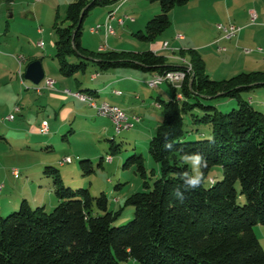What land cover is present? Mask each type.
Listing matches in <instances>:
<instances>
[{
  "label": "trees",
  "instance_id": "16d2710c",
  "mask_svg": "<svg viewBox=\"0 0 264 264\" xmlns=\"http://www.w3.org/2000/svg\"><path fill=\"white\" fill-rule=\"evenodd\" d=\"M149 1L158 3L161 11L148 20L145 30L136 32L147 41L162 35L171 24V10L188 0ZM117 2L69 3L66 17L54 25L55 57L60 71L68 77L85 72L89 63L96 72L117 68L187 72L180 87L169 84L174 94L160 102L164 117L149 143L160 175L153 183L144 181V190L126 198L124 206L134 207V217L116 225L124 206L111 208L104 191L93 195L89 188L67 186L57 167L46 166L44 173L53 178L59 203L48 211L45 205L32 206L24 198L18 209L6 216L0 205V264H123L130 258L141 264H264V248L254 229L264 225V111L243 95L264 87V70L215 79L196 48L179 51L191 64L188 72L187 64L171 63L153 50L95 51L85 47L82 36L90 11ZM71 56L79 61L70 62ZM218 97L236 99L237 107L224 112L216 104L203 101ZM188 113L197 123L210 125L209 137L185 139ZM111 141L114 144V139ZM186 153H200L207 159L208 166L202 169L204 178L215 165L222 167L223 177L212 178L210 186L204 183L186 192L180 202L174 190L182 187L183 174L192 171L183 159ZM132 163L146 178L143 155L130 156L125 166ZM80 164L85 173L95 171L91 158L81 159ZM241 195L245 196L244 203L239 201Z\"/></svg>",
  "mask_w": 264,
  "mask_h": 264
},
{
  "label": "rangeland",
  "instance_id": "374dc122",
  "mask_svg": "<svg viewBox=\"0 0 264 264\" xmlns=\"http://www.w3.org/2000/svg\"><path fill=\"white\" fill-rule=\"evenodd\" d=\"M72 1L74 0H0V53L7 52L10 53L9 55L13 53L16 55L23 54L27 58V63L22 68L23 74L19 72V62L17 63L16 59H11V62H7V64L0 63V173L4 170L9 172L8 182L11 185L13 195L19 200L18 206L24 198L32 206H36L34 204L36 202H33L34 200L32 199L37 197V201L44 199L41 205H45L48 211L54 209L59 202L51 204V200L52 198L56 200L58 197L50 188L48 177L41 179L39 175L42 168L45 169L46 166L53 165L59 169L67 186L89 188L93 195H100L104 191L109 197V206L117 210L124 206L126 198L131 194L144 190V181L147 180L153 183L160 175L159 164L149 152V143L152 138H149V130L152 129V135H154L159 125L158 123H160L158 119L162 120L164 117V109L163 107H155L153 103L157 97H160L161 102L162 100L171 99L174 92L166 82L159 87L143 85L142 90L139 91V93L144 95L143 98L147 100L145 105H143L142 112H140L143 122H136L131 129L125 130L120 134L116 132L115 127L114 129L112 127L109 134L100 132L94 127L97 124L93 121L94 119L89 118L90 121H87L84 116L81 119L79 115L78 117L76 116V119V114L70 117L69 112L72 109H81V106L86 105V103L67 92L66 95L72 96L71 101L76 102L75 105H64L62 101L58 100L55 103L53 102V106L51 105L46 110L41 107L39 104L43 100L42 95L46 97L50 95L51 91H59L45 88V79L39 84H34L31 80L23 77L26 67L32 59L41 60L46 78L54 79L58 83H61L62 80H67L64 85L73 91L77 90L76 79L83 80L96 71L95 66L89 63L85 72L79 71L75 75L68 77L60 71L59 60L55 57L57 35L54 25L57 19L62 21L66 17L67 7ZM118 1L121 2L122 0ZM132 2L134 3L135 1ZM140 2L142 3L140 4ZM209 3V5H204L203 3H197L195 0H188L185 4L175 6L170 13V26L162 35L151 41L140 39L136 32L145 30L148 20L161 11L158 3H153L149 0H139L135 4L136 7L129 9V6H124L123 15L130 14L136 18L137 22L133 24L128 19L125 20L126 25L121 27L118 37H116L119 42L122 41L120 49L133 51L138 49L149 50L152 43L167 41L170 43V51L176 45L175 42L178 40L176 36L178 37L179 34L185 38V40L180 41L183 44L182 47L188 49L195 48V46L191 45H202L217 37V40H215L216 46L210 48L212 58L209 57L208 65L210 73H214L213 71L216 73L211 74L213 78L224 79L243 71L264 70V51H254L250 54L249 57L257 58L259 63L252 66V68H248L249 70L241 68L240 65L237 66L236 70H233L238 57L230 56L229 52L225 51L216 52L217 48L220 50L219 47L224 49L227 47V49H230V53L237 50L236 54L244 53V51L248 54L259 47L258 45L263 46L264 50V32L256 36L255 39L249 38L245 42L248 47H245L237 41L242 29L234 35L235 37L232 36V39L227 37L226 29L232 24L240 26L244 12L252 6L256 7L261 14L258 24L252 28H256V30H259V27L264 28V26L261 27L259 25V23L264 24V20H262L264 19V0H223L217 5H213L211 1ZM102 8L105 7L92 9L84 22L83 45L95 51L98 50L99 44H101L102 35L98 33L100 31L96 34L92 33L91 27L102 23L104 20L97 17V12ZM12 12H15L14 16H11ZM6 20H10V29L7 33L5 32L7 27ZM114 26L117 29L115 23ZM240 27L243 28L242 26ZM39 28L42 32H39ZM237 34H239L238 37L236 36ZM113 38L115 37L111 36L109 38L110 43L114 40ZM221 38L223 40L219 41ZM41 40L45 42L44 47L37 46ZM107 41L104 39L102 43ZM238 46L242 48V52L237 48ZM112 49L117 48L112 46ZM247 49L250 51L247 52ZM257 54H263V56ZM69 61L78 62L79 60L75 56H71ZM179 61V59H170V62L174 64H179ZM216 61L221 64H216ZM119 70L122 69L120 68ZM219 70L221 72L223 70L226 71L227 76H223ZM108 71L103 72L106 73ZM38 86L43 87L42 94L37 91ZM134 94L138 95L136 92ZM257 94H261L263 104H261V108L257 107L259 105L256 103L254 106L264 111V87L243 93L244 97H256ZM203 101L216 104L224 112L237 107L236 99L229 97H218L213 100ZM17 106L19 110L16 109ZM22 106L25 107V111L22 115H19L23 108ZM194 113H201V111L195 110ZM10 114H14L13 119L8 118ZM69 117L70 121L68 120ZM43 118H47L52 127V132L47 135L40 134L26 140L27 136L25 137L24 134L19 136L17 133V127L27 131L36 125L38 120L40 121ZM193 118L191 113L185 115V139L191 141L209 137L211 133L210 125L197 123ZM66 121L68 122L63 124ZM144 125L148 129L145 132H143ZM15 127L16 130L11 129ZM56 129L59 131L53 132ZM48 137L51 139L52 144L50 145L33 144L32 139ZM113 137L116 147H113L114 144L111 141ZM134 154L143 155L147 172L146 178L142 177L136 163L125 166L127 159ZM66 155L73 158V162L64 164L66 166L63 169L60 167V160L64 159ZM108 156H112V160H109ZM86 158H91L93 161L95 168L93 173H85L81 167L80 160ZM101 159L103 160L102 164H100ZM13 169L20 171L19 177L13 174ZM28 176L30 180L25 181ZM222 177V167L215 165L205 178V185L210 186L212 178L218 180ZM3 179L1 180L2 182L6 180ZM52 179L51 181L53 182ZM238 188L240 189L239 185ZM113 197H117L115 199L117 202L113 201ZM239 201L244 203L245 196L241 195ZM13 211H6L3 214L6 216ZM133 217L134 207L126 205L121 215L115 220V224L123 225ZM254 229L264 248V225L258 224ZM123 264H141V262L135 258H130Z\"/></svg>",
  "mask_w": 264,
  "mask_h": 264
},
{
  "label": "crops",
  "instance_id": "0c3cea01",
  "mask_svg": "<svg viewBox=\"0 0 264 264\" xmlns=\"http://www.w3.org/2000/svg\"><path fill=\"white\" fill-rule=\"evenodd\" d=\"M132 1H135V2L133 3ZM195 1H197V3H199V4L203 3L204 5H209L210 4L209 2L211 1V3L213 5H217V4H220L223 0H195ZM129 2H131V3H129ZM137 2H139V0H122L121 2L118 1L116 4H114V5L110 6V7H105V8L100 9L97 12V17L98 18L100 17V18L104 19L102 21V23H103L106 20L107 15L110 13V11H112L115 8V10H117V14H116L117 17H122V16L126 15V16H128L127 19L131 23L134 24V23L137 22L136 18L132 17L130 14L123 15L124 14L123 11H124V6H129L128 7L129 9L132 8V7H136L135 4H137ZM141 3L142 2H140V4ZM252 13H255V15H256V19L255 20H252ZM14 15H15V12H12L11 16H14ZM243 15H244L243 18H242L243 21L240 24V26H242L243 28L240 31L241 34H240V37L238 38L237 41H238L239 44H241V45L243 44L242 46L248 47V45H245V42H247L249 38L255 39L256 36H258L262 32H264V28H260L259 27V30H256V28H252V27H254L255 25L258 24L257 22L260 20V15H261L259 13V11L256 9V7H254V6L249 7L246 10V12H244ZM262 20H264V19H262ZM9 21L10 20H6V26H7L5 28V32L6 33L10 29V26H9L10 22ZM114 23L117 26V29L115 28L116 33L108 36L107 38H106V33H105V31L103 29L99 30L100 32L97 31L98 33H100L102 35V40L100 41L101 44H99L98 50H102V46H104V45L107 46L106 50L107 49H112V46H115V48H117V49L121 48L120 44L122 43V41L119 42V40L116 37H118V32L121 29V27H124L126 25V21H125V23L123 25H120L116 20L113 21V25H114ZM259 25L261 27L264 26L263 23H259ZM92 27H94V26H92ZM92 27H91V32L96 34L97 32H93L92 31ZM40 31H41V29L39 28V32ZM238 35L239 34H237L236 36L238 37ZM111 36L115 37V38H113L114 40L112 41V43H110V39H109ZM176 38L178 39L175 42L176 45H174V48L172 50H170V51H169V47H170V43L169 42H168L169 43L168 47L165 48V49L163 48V44L165 42H167V41H165L163 43L161 41H159L157 43H152L150 45V47H149L150 48L149 50L157 51L158 53L165 55L168 58L169 62H170V59L173 58V59H179L180 60L179 64H185V61L187 62L188 59L181 57V55L179 54V51L181 49H184V47H182L183 44L180 43V41L185 40V38L184 37L183 38H179L177 36H176ZM216 38H213L209 42H207L205 44H202V45H191V46H195V48H197L199 50V52L202 54L203 58L205 59L207 72L209 71L208 70L209 57L212 58L211 57L212 51L210 50V48L216 46V43H215V40H217ZM104 39H106L108 41L106 43H102V41ZM221 40H223V38H221L219 41H221ZM111 44H112V46H111ZM37 46H39V43L37 44ZM240 46H238L237 48L239 50H241V52H242V48H240ZM258 46L260 47L261 45H258ZM259 47H257L256 49L253 48L254 50L252 52L248 53V54L245 51H244L245 54L243 52L240 53V54H236L237 50L230 53V49H227V47H226V49H223L222 51L218 50V48H217L216 52H224L225 51V52H229L230 56L233 55V57L234 56L238 57V61L233 66V70H236L237 66H239V65L241 66V68H243L245 70H249L248 68H252V66H254L256 64L258 65V63H259L258 62L259 60L257 58L253 59V58L249 57L250 54H252L254 51H259V52L264 51L263 50V46H261V48H262L261 50L258 49ZM144 50L145 49H138L136 51H144ZM9 54L10 53H7V52H1L0 53V63L1 64H7V62H11V59H16L17 63L19 62L17 60V56L19 54L18 55H16L15 53H13L11 55H9ZM257 55H259V54H257ZM259 56H263V54H260ZM34 60L35 59H32L30 61V63L32 61H34ZM216 64L220 65L221 63L217 62ZM119 69L120 68L113 69V70L111 69V70H109L106 73H104V72L101 73V72H96L95 71V72L91 73V75L88 78L87 77L84 78L83 79L84 81L81 80V79H76V88H77L76 91H80L81 92L82 90L85 91L86 89H89L90 92H87V93L92 94L96 98L98 103L103 102V101H107V102H109L111 104L118 105L121 108H123L130 115L131 118H132V116H138L139 117L140 120L139 121H134V124L136 122L137 123H142L143 122V117H142L140 112H142V109L144 107L143 105H145L147 100L143 98L144 95L139 93V91L142 90L143 85H149L147 81L155 73L147 72L145 70L136 69V68H121L122 70H119ZM20 70H21V68H20ZM213 72L214 73H212V72L210 73V71H209V74L210 75L211 74H216L215 71H213ZM24 74H25V72H24ZM221 74H223V76H225L226 75V71L223 70L221 72ZM65 81H67V80H62L61 83H58L55 80V88L52 89V90L59 91V92L51 91L50 95H48L46 97L44 95H42L43 100L40 101L39 105L41 107H43L45 110H46V108L51 107L53 102L55 103V101H58V100L62 101L64 103V105H68V106H70L71 104L75 105L76 102L71 101V97L72 96L66 95L67 94L66 92L64 93V90L66 88H68V86L64 85ZM63 88H65V89L62 90ZM135 92L138 93V95L134 94ZM42 93L43 92H41V94ZM248 99H251V102L253 103V105L256 103L257 105H259L257 107L261 108V106H262L261 104H263V101H262L263 98H262L261 94H257L256 97L249 96ZM80 101H82V100H80ZM160 102H161L160 97H157V99H156V101H154L153 105L155 107H159L160 108L161 107ZM83 103H86V102H83ZM81 107H82L81 109H72L69 112L70 117L73 114H76L75 115L76 119H77L78 115H79V117L81 119H83V116H84V118L87 119V121H90L89 118L94 119L93 121H95V124L96 123L98 124V122H100L98 125L96 124V126H94L100 132H106V133L109 134V132L112 130V127L114 129V124H113L112 120L110 118H108V117H104V116L98 115L97 112H96V109H94L90 104L86 103V105L81 106ZM24 108L25 107H23L21 109V111L19 112L20 113L19 115L23 114V112L25 111ZM70 117L68 119L69 121L71 120ZM43 120H48V119L47 118H43L40 121L38 120L36 125L32 126L31 129H28L27 131L21 129V127H17V129H18L17 133L19 134V136H21L22 134H24L25 137L27 136L26 140L31 139L33 136H39L40 134L41 135H47V134H42L40 132V125H41ZM158 120H160V122H161V119H158ZM67 122L68 121L64 122L63 124H66ZM49 125H50V132H52L51 124L49 123ZM11 129L12 130H16V127L15 128H11ZM145 130H148V129H146V126L144 125L143 132H145ZM57 131H59V130L56 129L53 132L56 133ZM152 134L153 133H152V129H151V130H149V138H151L153 136ZM112 139H114V137ZM32 141H33L34 145H36V144H40V145H44V144L50 145V144H52L50 137L44 138V139L43 138L32 139ZM114 141H115V139H114ZM25 142H27V141H25ZM67 156H69V155H66L65 157H67ZM72 162H73V160H72ZM72 162H70V163H72ZM65 166L66 165H64V164L63 165L60 164V167L63 168V169H64ZM41 170H42V172H41ZM41 170H40V172L42 174L39 172V175H40L41 179L44 178V177H48L49 186L52 189V191L54 192V190H53V182L51 181L52 178L47 176L44 173V168H42ZM29 174H30V171H29ZM9 177H10L9 176V172L7 170H4L2 173H0V205H1L2 213L6 212V211L9 212L11 210L13 211L14 209L19 207L18 206L19 200H18V198H16L13 195L12 190H11V185H9V182H8V178ZM3 178L6 179L5 181H3L4 183L1 181ZM29 178L30 177L28 176L27 179H25V181L30 180ZM63 180H64V178H63ZM71 184H73V183H71ZM116 198L117 197H113V201L114 202H117V201H115ZM32 200H34L33 202H36V203H34V204H36V206L41 205L42 202H44L43 198L41 200H39L40 202L37 201V197H33ZM52 200H53V203H52ZM52 200H51V204H56V202H59V198H57L56 200H54L52 198Z\"/></svg>",
  "mask_w": 264,
  "mask_h": 264
},
{
  "label": "built area",
  "instance_id": "2783aa9c",
  "mask_svg": "<svg viewBox=\"0 0 264 264\" xmlns=\"http://www.w3.org/2000/svg\"><path fill=\"white\" fill-rule=\"evenodd\" d=\"M117 10H115V8L113 9V14H108L106 20L103 23H99L97 25H95L94 27H92V31L93 32H97L101 29H103L106 33V38L112 34H115V26L113 25V21L116 20L120 25H123L125 23V20L128 18V16H122V17H117ZM256 19V15L255 13H252V20ZM227 37H232L234 36L238 31H240L242 28L240 26H237L235 24H232L231 26L227 27ZM179 38H183L184 36L179 34L178 35ZM40 47H44L45 42L44 40L39 41ZM169 45L168 42H165L163 44V48H167ZM107 46L104 45L102 46V50H106ZM220 50H223V47H219ZM261 49V48H260ZM247 52H249L250 50L247 49ZM17 60L19 61V67L23 68L24 65L27 62V58L26 56H24L23 54H20L17 56ZM45 79V88H51L54 89L55 88V80L51 79V78H44ZM149 84H151L153 87H159L162 84L169 83L172 84L174 86L180 87L181 84L183 83V73H174V72H165V73H155L151 78L148 79L147 81ZM43 87H39L38 86V90L39 92H42ZM65 92H77L80 93V91H73L71 89L66 88L64 90ZM81 94V93H80ZM82 98H83V102H86L88 104L92 105H103V112L97 113L100 116H104V117H108L112 120L114 127L116 129L117 133H121L125 130H129L131 129V127L134 126V121H139V117L138 116H132V118L130 117V115L125 111H115L112 110V108L110 107H106L103 103H98L96 98L94 96H88L85 94H81ZM182 96L181 93L177 94V97ZM160 106V105H159ZM17 110H19V107H16ZM9 119H13L14 118V114H10L8 116ZM40 132L42 134H48L50 132V125L48 120H43L41 125H40ZM109 160H112V156H108ZM60 162H62L63 164L66 163H70L72 162V158L70 156L65 157L64 159L60 160ZM13 174L16 177H19V173L20 171L18 169H13L12 170Z\"/></svg>",
  "mask_w": 264,
  "mask_h": 264
},
{
  "label": "clouds",
  "instance_id": "9594fccd",
  "mask_svg": "<svg viewBox=\"0 0 264 264\" xmlns=\"http://www.w3.org/2000/svg\"><path fill=\"white\" fill-rule=\"evenodd\" d=\"M166 147H172L171 145H166ZM183 159L188 162L191 167V173H184L182 177V187H177L174 190V197L183 202L185 199V193L190 191H195L199 189L204 183L205 178L202 169L207 168V159L200 153L185 154Z\"/></svg>",
  "mask_w": 264,
  "mask_h": 264
},
{
  "label": "water",
  "instance_id": "95a60500",
  "mask_svg": "<svg viewBox=\"0 0 264 264\" xmlns=\"http://www.w3.org/2000/svg\"><path fill=\"white\" fill-rule=\"evenodd\" d=\"M24 77L34 84H39L45 78V70L41 60H34L28 64Z\"/></svg>",
  "mask_w": 264,
  "mask_h": 264
},
{
  "label": "bare ground",
  "instance_id": "6f19581e",
  "mask_svg": "<svg viewBox=\"0 0 264 264\" xmlns=\"http://www.w3.org/2000/svg\"><path fill=\"white\" fill-rule=\"evenodd\" d=\"M109 14H113V10H112ZM39 46H40V44H39ZM185 64L188 65V72H190V70H191V64H189V62H186V61H185ZM174 73H183V81L185 80L186 75H187V74H186L187 72H185V71H177V72H174ZM20 74H22V68H21V70H20ZM148 84H149V83H148ZM149 85L152 86L151 84H149ZM152 87H153V86H152ZM67 93L72 94V95H74V96L80 98L82 101H83V98H82L81 94H85V95H88V96H92V95H90L89 93H86V92H80L81 94H80V93H77V92H75V93H73V92H67ZM180 97H181V96H179L178 98H180ZM101 103H103L106 107H110V108H112V110H115V111H122V110H123L120 106L115 105V104H111V103H109V102H107V101H103V102H101ZM92 107H93L94 109H96V112H97V113L103 112V105H92ZM60 164L63 165L62 162H60ZM19 174H20V173H19Z\"/></svg>",
  "mask_w": 264,
  "mask_h": 264
}]
</instances>
